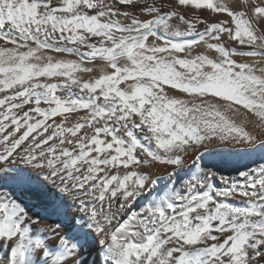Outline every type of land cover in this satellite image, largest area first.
Listing matches in <instances>:
<instances>
[{
	"label": "snow or ice",
	"instance_id": "6c2138e0",
	"mask_svg": "<svg viewBox=\"0 0 264 264\" xmlns=\"http://www.w3.org/2000/svg\"><path fill=\"white\" fill-rule=\"evenodd\" d=\"M217 148L264 160V0H0V264H264Z\"/></svg>",
	"mask_w": 264,
	"mask_h": 264
},
{
	"label": "bare ground",
	"instance_id": "6f19581e",
	"mask_svg": "<svg viewBox=\"0 0 264 264\" xmlns=\"http://www.w3.org/2000/svg\"><path fill=\"white\" fill-rule=\"evenodd\" d=\"M202 27V26H201ZM181 30H183V26H181ZM75 59V57H69ZM91 66V65H87ZM82 80L88 79L89 74L79 73L78 74ZM77 91V89H73ZM60 95H65L66 93L62 90L58 92ZM45 105H42L44 107ZM83 112H80L77 115H83ZM75 116L73 117V122L75 120ZM61 117H57L56 120L59 122ZM205 162L209 164V166L215 165L216 169L223 171L227 175H234L237 169H243L245 167H256L257 164L264 163V160H260L258 158V154L255 152H250L249 150L243 148H217L212 149L210 152H206L203 154ZM171 167L167 169V171H171ZM152 172L157 173L158 175L164 174L163 167L161 168H153ZM96 253L92 254V257L89 259H95Z\"/></svg>",
	"mask_w": 264,
	"mask_h": 264
}]
</instances>
